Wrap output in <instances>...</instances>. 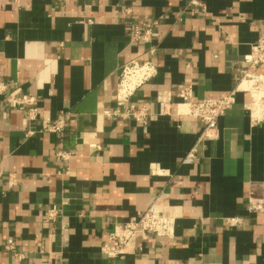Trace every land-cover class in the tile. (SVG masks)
I'll return each mask as SVG.
<instances>
[{
  "label": "crops",
  "instance_id": "obj_1",
  "mask_svg": "<svg viewBox=\"0 0 264 264\" xmlns=\"http://www.w3.org/2000/svg\"><path fill=\"white\" fill-rule=\"evenodd\" d=\"M189 1L0 0V264H19L4 248L9 238L24 264H264V212L246 210L249 198H264V110L252 121L248 93H237L219 136L184 164L202 125L175 106L185 85L195 101L230 92L264 33V0H199L204 10ZM145 23H153L152 56L131 38ZM144 59L157 72L132 99L148 121L107 117L121 67ZM162 90L173 95L167 115L155 101ZM19 94L37 101L26 126L8 101ZM61 114V132L41 130ZM156 199L175 217L173 237L149 234L122 259L104 255L109 228ZM51 204L61 217L44 222ZM226 216L242 223L228 227Z\"/></svg>",
  "mask_w": 264,
  "mask_h": 264
},
{
  "label": "built area",
  "instance_id": "obj_2",
  "mask_svg": "<svg viewBox=\"0 0 264 264\" xmlns=\"http://www.w3.org/2000/svg\"><path fill=\"white\" fill-rule=\"evenodd\" d=\"M64 1V0H60ZM89 0H83L88 2ZM189 4L198 6L202 10L204 5L199 0H190ZM129 12V10H127ZM91 23L90 20L87 21ZM153 23H145L141 28L133 26L131 38L134 41L141 40L148 44L147 53L152 56L156 47L151 44ZM242 66L240 76L235 86L222 97L215 99L193 100V89L190 85L179 88L175 97V106L178 113L198 120L202 127L196 142L183 157L182 163L191 164L197 155L199 145L206 140L219 136L218 119L229 110L235 103L236 94L246 92L249 95V102L246 106L252 121H257L254 109L264 110V72H259L258 67L264 65V33H261L257 40L251 45L248 54L241 59ZM156 66L150 59L142 61L131 60L123 64L114 82V108L105 110L107 117H124L137 123L145 124L148 121L150 111L147 107L137 103L132 98L145 82L156 75ZM4 84L0 82V93ZM8 101L20 112H22L23 126L35 121L38 117L37 101L34 96L28 94L9 95ZM159 115H167L174 103L170 91L162 90L156 93L155 98ZM67 124L64 114H61L52 121L44 122L41 125L42 131L51 133L61 132ZM32 132L26 130L25 136ZM99 149V146L93 145ZM71 152L57 151L55 156L62 160H68ZM15 185V177L11 175L9 187ZM246 210L248 213L264 212V198H249ZM61 209L51 204L42 210L44 222H55L61 217ZM242 223L240 216L224 217V224L228 227L238 226ZM175 217L165 214L158 199L140 215L129 218L122 224L112 225L107 234V242L101 247L104 255L113 259H122L129 253L131 243L136 239L145 240L149 234L158 237L172 238L174 235ZM5 250L11 251L13 258L19 264H24L25 254L19 251L15 241L9 238L4 243Z\"/></svg>",
  "mask_w": 264,
  "mask_h": 264
},
{
  "label": "bare ground",
  "instance_id": "obj_3",
  "mask_svg": "<svg viewBox=\"0 0 264 264\" xmlns=\"http://www.w3.org/2000/svg\"><path fill=\"white\" fill-rule=\"evenodd\" d=\"M258 110L257 109H254V112L256 113ZM163 209V208H162Z\"/></svg>",
  "mask_w": 264,
  "mask_h": 264
}]
</instances>
